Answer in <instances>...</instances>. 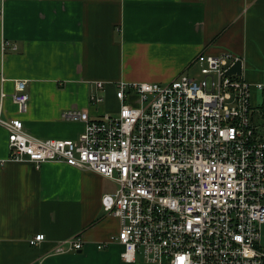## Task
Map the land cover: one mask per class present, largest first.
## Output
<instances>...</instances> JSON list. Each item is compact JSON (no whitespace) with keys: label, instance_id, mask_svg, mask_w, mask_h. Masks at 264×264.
I'll use <instances>...</instances> for the list:
<instances>
[{"label":"crops","instance_id":"0c3cea01","mask_svg":"<svg viewBox=\"0 0 264 264\" xmlns=\"http://www.w3.org/2000/svg\"><path fill=\"white\" fill-rule=\"evenodd\" d=\"M2 6L0 115L21 120L42 140L78 139L86 125L64 120L66 111H111L116 83L172 82L202 53H233L244 60L245 80L264 84V0H2ZM6 41L17 50L4 49ZM18 80L28 82L26 114L12 100ZM95 82L108 84L98 111L89 101ZM253 107L263 126L264 90L254 91ZM8 159L9 133L0 123V264H127L113 240L120 222L102 209L113 181L64 164L38 169ZM39 234L47 240L32 246ZM76 237L82 251L53 254L58 242Z\"/></svg>","mask_w":264,"mask_h":264},{"label":"built area","instance_id":"2783aa9c","mask_svg":"<svg viewBox=\"0 0 264 264\" xmlns=\"http://www.w3.org/2000/svg\"><path fill=\"white\" fill-rule=\"evenodd\" d=\"M3 13L0 0V22ZM3 48L17 50L7 41ZM238 62L243 69L233 53H202L190 66L201 79L182 74L166 84L118 82L111 111L63 114L85 123L76 140H42L21 120L0 115L9 133L8 161L38 169L64 164L113 181L115 191L101 202L120 222L113 240L123 247L124 263L264 264V125L253 107L254 91L264 84L229 75ZM92 85L89 101L98 111L108 84ZM27 86L15 81L19 114L28 111ZM46 240L39 234L30 244ZM83 248L81 237L70 238L53 254Z\"/></svg>","mask_w":264,"mask_h":264},{"label":"rangeland","instance_id":"374dc122","mask_svg":"<svg viewBox=\"0 0 264 264\" xmlns=\"http://www.w3.org/2000/svg\"><path fill=\"white\" fill-rule=\"evenodd\" d=\"M186 75H187V76H190V77L199 78V79L202 78L200 72H197V68H193V70L188 71V72L186 73ZM258 103H259L258 105H261V104H262V99H261V101L259 100ZM111 104H112V106H111V109H112L113 107H115L116 102H111L110 105H111ZM137 264H145V263H144L143 259L140 258V259L138 260Z\"/></svg>","mask_w":264,"mask_h":264},{"label":"water","instance_id":"95a60500","mask_svg":"<svg viewBox=\"0 0 264 264\" xmlns=\"http://www.w3.org/2000/svg\"><path fill=\"white\" fill-rule=\"evenodd\" d=\"M229 75H242V62H238L228 73Z\"/></svg>","mask_w":264,"mask_h":264},{"label":"trees","instance_id":"16d2710c","mask_svg":"<svg viewBox=\"0 0 264 264\" xmlns=\"http://www.w3.org/2000/svg\"><path fill=\"white\" fill-rule=\"evenodd\" d=\"M262 109H263V111H264V107H263Z\"/></svg>","mask_w":264,"mask_h":264},{"label":"snow or ice","instance_id":"6c2138e0","mask_svg":"<svg viewBox=\"0 0 264 264\" xmlns=\"http://www.w3.org/2000/svg\"><path fill=\"white\" fill-rule=\"evenodd\" d=\"M239 239V238H238Z\"/></svg>","mask_w":264,"mask_h":264}]
</instances>
